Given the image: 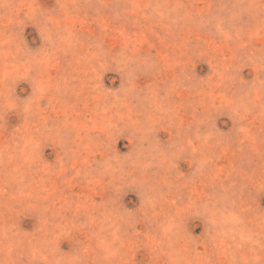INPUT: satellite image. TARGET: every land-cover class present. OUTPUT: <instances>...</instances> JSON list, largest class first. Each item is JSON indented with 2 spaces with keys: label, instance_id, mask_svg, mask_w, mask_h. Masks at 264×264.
Masks as SVG:
<instances>
[{
  "label": "rangeland",
  "instance_id": "rangeland-1",
  "mask_svg": "<svg viewBox=\"0 0 264 264\" xmlns=\"http://www.w3.org/2000/svg\"><path fill=\"white\" fill-rule=\"evenodd\" d=\"M0 264H264V0H0Z\"/></svg>",
  "mask_w": 264,
  "mask_h": 264
}]
</instances>
